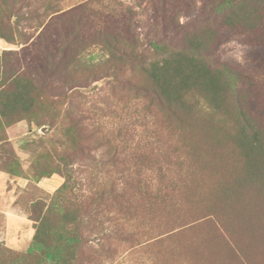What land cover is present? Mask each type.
Here are the masks:
<instances>
[{"label":"rangeland","instance_id":"rangeland-1","mask_svg":"<svg viewBox=\"0 0 264 264\" xmlns=\"http://www.w3.org/2000/svg\"><path fill=\"white\" fill-rule=\"evenodd\" d=\"M5 50L0 104L36 89L0 113V264H264V0H0ZM178 52L220 92L156 97Z\"/></svg>","mask_w":264,"mask_h":264},{"label":"trees","instance_id":"trees-1","mask_svg":"<svg viewBox=\"0 0 264 264\" xmlns=\"http://www.w3.org/2000/svg\"><path fill=\"white\" fill-rule=\"evenodd\" d=\"M156 46V45H155ZM158 46V45H157ZM129 51H122L120 48H115L113 55L117 56H127L129 58H138V55H134L133 47L128 45ZM190 48H184V50H189ZM10 52L3 51L0 55V68L4 66L7 54ZM184 55L180 52L177 55ZM196 55L199 56L197 53ZM185 55L182 58L175 60L176 64H173L172 67L169 66V61L164 59L161 63L162 65L158 67L156 64L159 62L151 63V69L149 70V75L156 85V89L152 93L156 97H160L162 100L167 101L168 103L175 99L173 95L176 92V85L178 84L181 88L190 87V83H187L189 77L196 75L197 78L201 79V82L212 91L213 96L218 94L221 90L220 86V75H223L224 72L216 69L217 74H213L210 65L204 61L199 64L194 62L191 58L188 63L185 64ZM156 63V64H155ZM186 65H189L187 67ZM1 72V71H0ZM3 80H7V87L11 86V91L6 95V98L0 104V113L2 115H14L20 111L28 110L32 106V96L36 89L35 84L32 79L18 73L16 70H13L8 77L1 76ZM151 92V90H150ZM240 106V103L238 102ZM240 115L242 117L244 128L251 131L254 135L256 133L255 127L250 123L248 114L241 108ZM34 211L39 210V204L33 206ZM36 220V219H35ZM49 233L47 230L45 219H40L37 222L36 230L33 235V246H47L48 245ZM36 256V253L29 250L21 254H12V259L22 262L33 261Z\"/></svg>","mask_w":264,"mask_h":264}]
</instances>
